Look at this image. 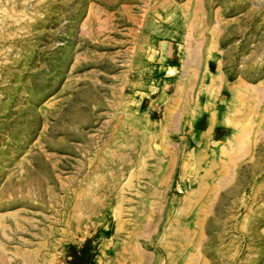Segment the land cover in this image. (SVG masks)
I'll return each instance as SVG.
<instances>
[{"label": "rangeland", "instance_id": "1", "mask_svg": "<svg viewBox=\"0 0 264 264\" xmlns=\"http://www.w3.org/2000/svg\"><path fill=\"white\" fill-rule=\"evenodd\" d=\"M0 264H264V0H0Z\"/></svg>", "mask_w": 264, "mask_h": 264}]
</instances>
